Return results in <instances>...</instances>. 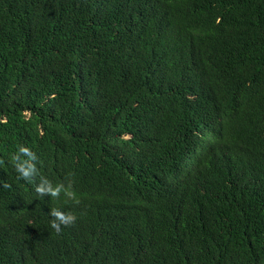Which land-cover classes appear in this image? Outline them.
I'll list each match as a JSON object with an SVG mask.
<instances>
[{
    "label": "trees",
    "instance_id": "16d2710c",
    "mask_svg": "<svg viewBox=\"0 0 264 264\" xmlns=\"http://www.w3.org/2000/svg\"><path fill=\"white\" fill-rule=\"evenodd\" d=\"M0 161V264H264V0H0Z\"/></svg>",
    "mask_w": 264,
    "mask_h": 264
},
{
    "label": "clouds",
    "instance_id": "9594fccd",
    "mask_svg": "<svg viewBox=\"0 0 264 264\" xmlns=\"http://www.w3.org/2000/svg\"><path fill=\"white\" fill-rule=\"evenodd\" d=\"M37 160L36 153L25 145H19L17 151L11 156V163L18 174V178L34 184L38 195L50 196L56 200H59L63 196L66 202L71 201L74 205L78 206L81 200L74 188L71 174H69L65 181L53 184L52 181L39 174L36 165ZM2 163L3 161H0V164ZM37 177H39L38 183ZM2 186L5 189L11 188V185L7 182H4ZM48 215L51 217L49 226L56 234H60L64 227L74 225L78 219V216L74 212H66L58 207L50 208Z\"/></svg>",
    "mask_w": 264,
    "mask_h": 264
}]
</instances>
